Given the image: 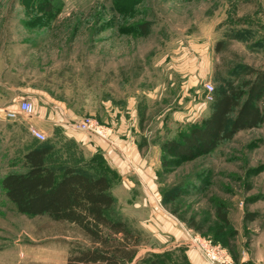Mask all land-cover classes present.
<instances>
[{
  "label": "rangeland",
  "instance_id": "1",
  "mask_svg": "<svg viewBox=\"0 0 264 264\" xmlns=\"http://www.w3.org/2000/svg\"><path fill=\"white\" fill-rule=\"evenodd\" d=\"M40 3L0 0V179L21 169L30 137L24 115L9 119L7 105L17 110L26 99L35 112L48 101L109 126L120 116L127 143L150 166L143 175L154 182L149 192L134 173V195L121 184L113 191L117 209L139 231L135 258L153 253L161 264H192L183 256L191 245L205 261L191 239L199 233L218 242L232 264H264V124L207 156L163 170L159 162L163 139L208 114L205 85L214 88L217 73L239 61L264 68V0H57L54 13ZM218 41L227 43L220 51ZM182 180L190 186L163 206L159 190ZM145 191L159 211L142 204ZM89 245L73 223L19 213L0 184V264H65L73 248Z\"/></svg>",
  "mask_w": 264,
  "mask_h": 264
},
{
  "label": "trees",
  "instance_id": "2",
  "mask_svg": "<svg viewBox=\"0 0 264 264\" xmlns=\"http://www.w3.org/2000/svg\"><path fill=\"white\" fill-rule=\"evenodd\" d=\"M56 3L41 0L40 8L53 12ZM138 27L144 32L148 24ZM226 44L218 41L215 50ZM215 82L206 117L178 138L159 143L162 170L207 156L242 130L264 124V68L234 62L224 73H217ZM58 138L60 144L54 139L37 140L21 156V169L2 176L0 184L8 200L21 214L47 215L53 221L73 223L87 236L90 245L73 248L65 264H161L160 254L135 258L139 231L117 209L111 189L118 175L101 153L86 158L73 141ZM189 186L182 180L159 190L162 205L174 202L178 192ZM218 215L227 222L224 211ZM189 225L200 229L193 222ZM183 256L188 259L185 248Z\"/></svg>",
  "mask_w": 264,
  "mask_h": 264
},
{
  "label": "crops",
  "instance_id": "3",
  "mask_svg": "<svg viewBox=\"0 0 264 264\" xmlns=\"http://www.w3.org/2000/svg\"><path fill=\"white\" fill-rule=\"evenodd\" d=\"M6 108L10 110L12 106L7 105L5 109ZM80 118V116L73 113L69 109H65L64 107L54 108L51 104L48 103V101H46L45 103H43L42 106L37 108L31 116L22 117V119L25 121V124H27L26 127L28 133V127L34 126L44 132L45 136H47L46 139H50L54 136H61L65 140L69 139L76 144L78 150H80L82 155L86 158L92 156L95 153H101L107 166H109L118 175V180L111 189L113 196L117 200V203L118 198L116 197V194L113 191L114 188L119 184L125 186L129 190L127 192L130 193L129 195L131 196L134 195V193L136 192L135 189H132L128 186V183L131 185V187L132 185H134L133 181L130 180L132 176L135 177L133 175L134 173H136L138 177L140 176L142 180H145L147 184L149 182L150 185H148V191L151 190V184L154 185L152 177L144 176L146 173H148L150 166L148 164L146 165V160H143V157L140 156L136 144L133 142L127 143L129 142L127 141L129 137V134H127L128 125L124 123L122 118L119 116L114 121L111 120V127H113L114 129V135H112L113 140L111 142H107L101 137L96 136L95 134H91L84 131L81 132L77 130L74 127V122L79 120ZM28 136H30L29 140L25 142V144L22 146V155L26 153L28 149L34 146L35 142L37 141V139L33 138L30 133L28 134ZM149 192L145 191V195L147 196V198H145L146 200L142 204H149L153 210L159 211L157 205L154 204L152 196H150ZM131 201L132 200H130V202ZM135 201L136 200H133L132 202L135 206H137V203H134ZM157 201L160 204L159 198L157 199ZM166 218L167 220H169V217L166 216ZM175 226L176 223L174 221H170V228L172 230L175 229ZM168 228L169 227H167V229ZM173 234L174 235L172 236H174L175 240H178V238L180 237L179 232ZM185 252L188 258H190L192 264H206L205 261L200 257L198 251L195 248H192L191 245H186Z\"/></svg>",
  "mask_w": 264,
  "mask_h": 264
},
{
  "label": "built area",
  "instance_id": "4",
  "mask_svg": "<svg viewBox=\"0 0 264 264\" xmlns=\"http://www.w3.org/2000/svg\"><path fill=\"white\" fill-rule=\"evenodd\" d=\"M205 90L207 91V98L211 99L213 85L210 83L206 84ZM17 105V110L7 109L5 111L6 117L14 119L20 114H23L24 116H31L34 112V105L26 99L20 100ZM74 127L81 132L85 131L95 134L107 142L112 141V127L98 121L90 115H84L79 120L75 121ZM28 130L30 135L37 140L42 141L47 138L44 132L37 127L29 126ZM191 239L201 252L206 264H232V257H230L228 252L218 242H212L210 239L202 237L199 233L193 234Z\"/></svg>",
  "mask_w": 264,
  "mask_h": 264
}]
</instances>
